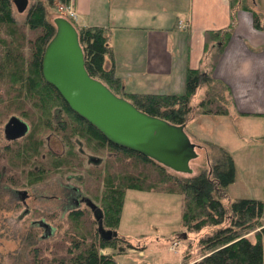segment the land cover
Returning a JSON list of instances; mask_svg holds the SVG:
<instances>
[{
    "label": "trees",
    "instance_id": "16d2710c",
    "mask_svg": "<svg viewBox=\"0 0 264 264\" xmlns=\"http://www.w3.org/2000/svg\"><path fill=\"white\" fill-rule=\"evenodd\" d=\"M51 2L46 0L49 5ZM231 6L247 8L241 0H231ZM252 23L260 28L255 12ZM75 28L90 77L146 115L171 124H185V132L192 142L190 135L193 134L186 122L194 108L200 114L227 113L222 94L224 85L211 78L207 71L198 69H187L181 93L125 91L113 67L104 65L110 54L108 28ZM230 28L231 25L219 32L206 33L205 49L210 56L214 55L213 60ZM53 32L52 19L46 18L44 3L40 0L29 3L21 23L15 20L10 0H0V124L14 116L27 127L15 139L4 141L0 135V186L18 187L23 180L31 184L38 175L50 177L51 174L73 179L79 185V189L67 185L71 194L79 195H73L77 205H67L66 232L59 231V226L52 223L53 215L32 214L35 219L40 217L34 220L35 229L29 228L24 236L29 257L24 264H118L114 255L100 254V249L115 248V254H122L125 249L121 244L124 247L131 244L123 238L118 240V234L102 240L91 209L79 199L85 197L94 203L100 211L103 228L115 230L127 188L180 195V226L195 233L203 228L197 240L201 255L191 264H264V200L224 198L225 188L234 181L230 152L199 139L197 144L215 147L216 155L212 163L206 155L205 165L198 172L184 176L148 156L108 141L97 128L70 110L53 86L43 79L41 56ZM201 85L204 86L202 95L196 103L191 102ZM51 134L59 138V147L52 151ZM79 144L96 160L88 159L89 164H85ZM98 159L102 162L95 164ZM69 192L64 196L66 202ZM80 204L83 205L79 208ZM39 221L49 227L46 234ZM250 231L253 239L246 237ZM10 258L11 264H15L16 257Z\"/></svg>",
    "mask_w": 264,
    "mask_h": 264
},
{
    "label": "crops",
    "instance_id": "0c3cea01",
    "mask_svg": "<svg viewBox=\"0 0 264 264\" xmlns=\"http://www.w3.org/2000/svg\"><path fill=\"white\" fill-rule=\"evenodd\" d=\"M241 1L247 8L233 9L231 0H68L67 4L75 26L108 28L106 66L113 67L125 91L181 93L187 69L207 71L222 83L227 113L213 114L220 119L202 114L191 128L231 154L252 142L264 146V0ZM253 12L260 28L253 26ZM229 25L213 60L205 49L206 33ZM203 88L197 87L192 98L198 100Z\"/></svg>",
    "mask_w": 264,
    "mask_h": 264
},
{
    "label": "rangeland",
    "instance_id": "374dc122",
    "mask_svg": "<svg viewBox=\"0 0 264 264\" xmlns=\"http://www.w3.org/2000/svg\"><path fill=\"white\" fill-rule=\"evenodd\" d=\"M33 1L36 0H28V5ZM40 1L44 3L45 16L49 21L56 16L55 14L65 15L75 25V15H68V8L71 7L67 2L52 0L49 5L46 0ZM24 15L25 11L19 13L14 9V17L17 23L23 21ZM197 101L195 96L191 99V102L196 103ZM193 113L194 116L188 117L186 127L193 134V136L190 135L191 139L197 144L199 139H206L191 128H195L196 123L202 118V114L196 108H194ZM208 115L212 119L222 117H215L213 114ZM3 125V123L0 124V135L4 140L1 131ZM219 134L221 135V133ZM50 137L49 146H51L50 150L52 151L59 147L57 146L59 138L54 134H51ZM252 143L237 147L231 153L234 181L225 188L224 198L227 200L240 197H253L260 200L264 198V146L263 144ZM0 145H2L1 142ZM78 146L83 149L84 163L89 164L88 159L92 158V154L86 152L82 145L79 144ZM196 152L197 156L189 163L192 169L189 174L198 172L200 167L205 165L206 155L212 163L213 156L216 155V148L209 145H199ZM86 156L89 157L86 159ZM100 161L102 162V159H98L95 164L101 163ZM180 174L189 175L187 173ZM138 182L141 183V181ZM67 185H73L79 189L78 183L73 179L61 177L58 174H51L50 177L38 175L33 183L29 184L23 180L18 187L0 186V264H11V256L16 257L15 264H24L29 260L27 242L24 240V236L29 233V228L35 229L34 220L40 217L33 218L32 214L36 212L53 215L52 223L59 226V231L66 232V227L69 224L66 213L68 206L64 200L65 193L69 192ZM23 191H25L24 202L21 200ZM97 203H99L98 200ZM82 205L80 204L78 207L80 208ZM29 213L31 214L29 215ZM179 215V194L127 188L123 193L120 215L117 224H114V229L120 238L118 240L125 239L127 243L131 244V247H124L121 244L125 249L122 254H115V248L110 247L100 249V251L103 254L111 253L114 255L118 264H191L201 255L197 240L198 234L203 232V228L199 233L187 232L179 224ZM246 237L253 239V231L248 232Z\"/></svg>",
    "mask_w": 264,
    "mask_h": 264
},
{
    "label": "water",
    "instance_id": "95a60500",
    "mask_svg": "<svg viewBox=\"0 0 264 264\" xmlns=\"http://www.w3.org/2000/svg\"><path fill=\"white\" fill-rule=\"evenodd\" d=\"M10 2L19 13L28 6V0ZM52 23L53 36L42 53L40 70L43 79L53 86L68 108L115 145L148 156L172 171L191 173L189 163L197 156L198 146L190 141L185 124H171L146 115L90 77L84 67L83 53L73 23L62 15L54 16ZM26 129L24 122L11 116L1 131L6 140H11L23 135ZM90 159L96 160L93 157ZM24 195L25 191L21 193V199ZM79 200L91 209L102 240L116 236L115 230L103 228L100 211L94 203L85 197ZM39 223L45 227L46 234L49 227L42 221ZM100 254L103 252L100 251Z\"/></svg>",
    "mask_w": 264,
    "mask_h": 264
},
{
    "label": "flooded vegetation",
    "instance_id": "af4514ba",
    "mask_svg": "<svg viewBox=\"0 0 264 264\" xmlns=\"http://www.w3.org/2000/svg\"><path fill=\"white\" fill-rule=\"evenodd\" d=\"M4 140H6V139L4 138ZM72 192H74V189H73ZM73 195H74V197H75V196L77 197V195H79V194H77V192H74L73 194H71V192H69V194H68V196H67V205H71V204L77 205V204H76L77 201H76V199L73 197ZM24 197H25V196H24ZM23 199H24V198H23ZM23 199H21V200H23ZM23 202H24V200H23Z\"/></svg>",
    "mask_w": 264,
    "mask_h": 264
},
{
    "label": "built area",
    "instance_id": "2783aa9c",
    "mask_svg": "<svg viewBox=\"0 0 264 264\" xmlns=\"http://www.w3.org/2000/svg\"><path fill=\"white\" fill-rule=\"evenodd\" d=\"M68 15H74V12L71 9H69V8H68ZM63 16H65V15H63Z\"/></svg>",
    "mask_w": 264,
    "mask_h": 264
}]
</instances>
